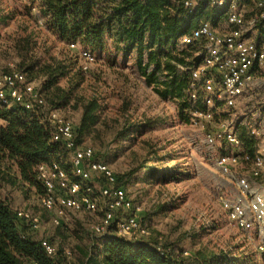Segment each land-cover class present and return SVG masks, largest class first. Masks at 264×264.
<instances>
[{"label": "rangeland", "instance_id": "1", "mask_svg": "<svg viewBox=\"0 0 264 264\" xmlns=\"http://www.w3.org/2000/svg\"><path fill=\"white\" fill-rule=\"evenodd\" d=\"M25 3L26 0H0V67L4 71L14 69L26 72V64L38 61V65L26 73L49 104L51 92L55 90L49 86L52 72L59 73L62 70L63 75L59 76L54 86L69 93L70 98L68 104L58 109L73 120L75 127L80 124L84 103L97 98L101 105L98 112L102 123L92 134L82 137L79 143L81 146L93 147L97 158L102 160L103 155L113 170L122 174L128 166L127 153L114 159L105 156L106 150L101 151V156L98 155L101 141H104L106 147L112 146V134L108 133L107 124H115V121L122 123L126 118L164 120L165 124L158 125L149 136L153 140H162L161 144H169V148L176 154L175 158L163 164L186 169L190 175L165 184L120 181L129 198L143 207L141 219L151 233L149 237L143 238L151 241L162 238L166 245L176 250H188L191 254L189 260L195 264L209 263L213 254H232L233 258H242L248 264H264V249H259L257 241H250L244 231L227 219L219 196L223 193L233 196L238 188L215 162L216 156L222 152L239 154L249 147L255 154L264 150V87L246 92L233 108L223 106L215 110L214 118L205 128L193 125L191 110L186 108L181 112L179 99L162 98L145 83L135 66L134 57L124 59L119 56L117 62L111 64L104 54L97 57L96 61L86 63L80 56L81 47H71V43L60 41L42 24L44 17L38 9L30 13ZM253 6L245 4V10ZM224 21L225 18L218 19L217 29H223ZM26 34H31L33 40L28 53L24 51L22 55L18 51L17 41ZM177 45L179 49L186 48L180 39ZM196 56L199 59L193 63L191 60ZM202 63L203 47L198 45L191 59L187 58L185 64L178 63L177 69L180 73L187 70L191 72V67ZM85 64H88L87 69L82 67ZM46 65L51 66V72H45L43 66ZM233 115L238 116L237 133L242 139V146L232 147L221 141L210 147L206 143L208 132L216 129L220 120ZM140 146L139 143L135 149H140ZM61 155L70 170L68 152L64 151ZM252 167V159H241L235 169L250 179L254 191L264 192V179L254 178ZM94 185L98 190L101 184ZM0 192L8 196L15 210L30 211L40 217L38 236L50 238L54 242L61 252L59 264H84L86 251L94 258L98 256V250L106 237L93 229L103 215L99 193L97 197L100 207L96 212L69 210L68 219L57 225L53 222V214L42 207L40 190L36 187L5 185ZM126 214V211L120 210L117 217ZM109 231L116 232L115 226L112 225ZM66 250H70L71 255L64 253Z\"/></svg>", "mask_w": 264, "mask_h": 264}, {"label": "trees", "instance_id": "2", "mask_svg": "<svg viewBox=\"0 0 264 264\" xmlns=\"http://www.w3.org/2000/svg\"><path fill=\"white\" fill-rule=\"evenodd\" d=\"M185 1L26 0L25 7L30 13L38 9L44 17L42 24L60 41L77 43L97 57L105 54L111 64L117 62L119 56L124 59L134 57L135 66L145 83L162 98L179 99V109L183 112L186 108H193L190 97L191 72H178L177 64L187 63V58L191 59L200 44L193 43L179 49L178 39L206 21L217 29L218 19L225 18V8L209 4L208 0H194V5L190 7ZM248 1L255 4V0ZM243 8L245 13L250 10H245V4ZM32 40L31 34L21 37L17 41L19 53H28ZM198 59L196 56L191 61L197 63ZM38 63L30 62L24 69L26 72L33 70ZM43 67L45 72H51L50 65ZM23 72L28 78L27 73ZM60 75H63L62 70L59 73L52 72L49 84L55 89L51 92L50 102L54 108L68 104L70 98L69 93L54 86ZM202 99V92H198V100L194 105L203 108ZM100 108L97 98L84 103L80 124L75 127L78 145L82 137L92 134L102 123L98 112ZM161 124H165L164 120L155 118H126L122 123L115 121V124H107V131L112 134V146L106 147L104 141H101L98 155L101 156V151L106 150L105 156L114 159L127 153L128 166L122 174H117L119 185L122 180L125 183L141 181L165 184L190 175L186 169L163 164L175 158L176 154L169 148V144H161L162 140L150 138L149 135ZM139 143L140 149H135ZM64 151H67L64 144L53 138L52 130L45 127L39 116L19 103L8 105L0 99V191L5 185L36 187L40 190L41 198L45 188L38 178L39 166L56 161L67 168L68 163L61 158ZM239 154L244 161L253 159L255 155L250 147ZM246 154L249 159H244ZM19 211L13 208L8 196L0 192V264H33L34 261L39 264H59L61 252L57 249L54 256L47 254L41 244L44 238H39L37 230L32 228L27 219L18 216ZM110 231L103 234L106 237L96 258L84 252V264H195L189 260L191 254L186 255L188 250H176L166 245L162 238L155 241L143 237L129 240ZM47 239L54 244L50 238ZM210 263L248 264L242 258H233L232 254H213L211 261L207 262Z\"/></svg>", "mask_w": 264, "mask_h": 264}, {"label": "built area", "instance_id": "3", "mask_svg": "<svg viewBox=\"0 0 264 264\" xmlns=\"http://www.w3.org/2000/svg\"><path fill=\"white\" fill-rule=\"evenodd\" d=\"M208 2L225 8L223 29H216L206 21L180 38L184 46L199 43L203 47V63L191 67L190 85L193 102L191 122L203 128L210 124L215 110L223 106L235 107L246 92L264 87V0H255L253 8L247 13L240 9V0ZM194 3V0L185 1L189 7ZM70 46L79 47L77 43ZM80 56L86 63L97 59V55L86 48H80ZM83 68L87 69L88 64ZM198 92L203 94V108L194 105ZM0 99L8 105L19 103L35 113L45 127L52 130L53 138L61 141L67 149L70 170L54 161L40 165L38 172L45 188L41 204L53 214L55 224L66 221L69 210L96 212L100 205L93 184L99 183L98 193L103 203L100 209L104 214L94 225V231L105 234L114 225L116 233L129 240L149 236L150 230L141 219L143 207L129 198L127 190L118 184L117 173L108 163L96 157L93 147L76 143L73 120L60 109L52 107L23 71H4L0 67ZM238 123L237 115L220 120L217 128L208 132L206 143L214 147L222 141L239 147L242 139L237 133ZM243 157L249 159L247 154ZM241 159L240 154L226 152L216 156V165L238 188L233 196L221 194L219 201L227 219L244 231L250 241H257L259 249H264V192L254 191L250 179L235 169ZM252 160V176L264 179V150L258 151ZM120 210L126 211V216L118 218ZM18 216L27 219L36 230L41 225L40 217L30 211L21 210ZM41 244L50 256L57 253L56 246L49 239L44 238ZM66 253L70 255L71 251L66 250ZM33 264L39 263L34 261Z\"/></svg>", "mask_w": 264, "mask_h": 264}, {"label": "crops", "instance_id": "4", "mask_svg": "<svg viewBox=\"0 0 264 264\" xmlns=\"http://www.w3.org/2000/svg\"><path fill=\"white\" fill-rule=\"evenodd\" d=\"M239 4H250V2L248 0H240Z\"/></svg>", "mask_w": 264, "mask_h": 264}]
</instances>
